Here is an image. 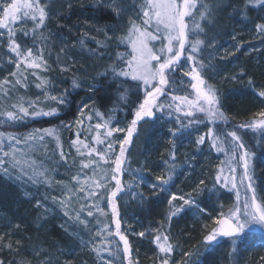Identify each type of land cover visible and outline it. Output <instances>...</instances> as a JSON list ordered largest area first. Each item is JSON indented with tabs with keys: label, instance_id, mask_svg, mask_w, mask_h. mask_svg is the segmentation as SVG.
Returning a JSON list of instances; mask_svg holds the SVG:
<instances>
[{
	"label": "rangeland",
	"instance_id": "rangeland-1",
	"mask_svg": "<svg viewBox=\"0 0 264 264\" xmlns=\"http://www.w3.org/2000/svg\"><path fill=\"white\" fill-rule=\"evenodd\" d=\"M94 1L98 0H41L42 4L50 6L51 16L46 22L47 27L43 29V38H41L40 31H37L35 44L38 45L39 49H43L48 65L47 69L43 67L31 69L25 68L23 65L17 69L13 62L15 54L7 48V30L0 29L4 32V35L0 37V113L14 111L12 106L22 101L25 107L28 106L29 101L37 102L34 104V110L48 111L52 108L66 107L67 105L61 106L49 100L46 93L59 95L66 89L69 91V83H72L73 79L77 80L79 87L86 89V87L91 86V82L98 73L108 69V66L117 59V52L128 53L131 51L126 44H118L115 40L109 42L107 47H99L96 40H103L104 34L98 32L97 29L109 26L113 30L108 32L109 35L120 36L126 33L130 26V19L137 24L141 22L139 17L142 16L140 10L142 0H122V6L126 11L120 17H115L110 12L107 5L110 4L111 0H104L100 4L105 12L112 14V21L105 22L99 19L95 12H91L89 18H87L88 16L79 18V23L76 26L75 24L66 26L69 35L59 31L58 25L62 24L61 15L69 9V3L72 5L71 8H75L90 5ZM199 2L207 3L210 0H199ZM219 3L228 5V0H219ZM198 11L194 10L197 17ZM222 12L219 11L215 14L216 23L207 28V37L193 34L190 39H205L209 43L212 40L215 41L212 47L204 46L197 58H202L205 64L211 62L212 66L208 68L205 76L207 81L213 82L219 88L223 87L229 90L232 86L244 87L247 84L248 76L242 74L244 64L249 63V59L264 56V38L257 35L248 24L236 25L224 20L221 16ZM2 15L3 13L0 11V17ZM189 23L191 24V20ZM10 27L18 33L21 29L33 28V23L31 20H25L15 25L10 24ZM84 33H87V36ZM29 36L32 40L34 39L31 33ZM81 39L85 40L84 46L78 43ZM154 46L159 49L161 43L154 42ZM61 49L64 51L61 52ZM91 50H95V54ZM128 58L130 57H125L126 60ZM188 64V62L186 64L181 60L180 68L176 74L186 85H188V81L191 84L190 78L183 76L184 71L190 70ZM63 69H67V71ZM14 71L23 72L27 75V81H22V83H26V87L15 83L16 78L10 76V73ZM33 72L36 75H32ZM37 76L47 81L45 87H36L40 83ZM233 76L235 79H232ZM6 79L9 83H3ZM258 87L263 89L261 84ZM84 105H88V108L84 109V124L81 128L76 121L80 116V109ZM252 105L250 110L255 115L264 110V97H258L252 102ZM93 108L95 105L91 101L81 103L74 121L69 123L72 126L67 127L69 124H66L65 127L57 130L56 135L59 140L56 136L45 135L42 142L28 141L27 143L16 144L7 139V136L0 138L3 153L18 150L15 154L17 159L22 161L20 165L13 168L11 157H5L3 154L2 160L5 163L0 164L1 176L19 191L28 212H39L45 220L56 225L69 242H72L68 247L54 241H42L39 237L25 250L23 245H18L16 242L12 243L9 235L0 231L2 264H107L108 260H111L112 264H129V261H125L122 252L123 242L114 235L115 225L112 223L111 207L106 198L107 192L102 193L104 198L99 201L100 207L104 210V215L95 211L92 217H87L86 212L81 214L82 218L89 221L87 227L66 216L59 203V200L65 199V194L69 188L75 193L69 199L71 216H75V210L79 209L81 203H92V201L84 199V193L76 191L80 187V183L73 180L72 177L79 176L81 183H83L86 177L93 176L94 170L89 168L81 171V157L76 148L72 146V140L76 139V133L80 131V139L92 144V138L96 135L95 124L101 123L90 111ZM89 115L93 116L91 121L87 119ZM156 115L159 117L158 119L145 120L138 126V133L134 135L125 153L127 163L123 174L120 176L123 189L115 199L121 220V231L130 242L132 264L157 263V255H160L157 246V249H153L149 255L146 248L142 247V241L154 244L152 242L153 237L158 233L170 234L172 237L174 251L169 257L170 264H182L183 261H188V264H201L203 256L215 246V242L210 246H205L202 243L203 237L212 228H218L219 225L216 224V220L226 217L229 209L237 203L236 193L233 189H227L223 186L225 177L221 173L223 157L213 154V148L208 139L200 145L196 144L197 138L207 133L206 126L197 128L190 125L174 136L172 130L179 128L180 125L160 112H157ZM34 117L37 116H28L22 120L12 121L8 120L6 116L0 115V126L20 127L29 123ZM130 121L122 120L113 123L111 126L126 129ZM34 130L36 129L13 136L24 141V138L33 133ZM153 130L156 131L157 140L162 141L164 150L160 152L159 157H155L154 160L156 161L151 164V169H149L146 167V158L144 159L145 146L151 145V148L155 146L151 144L152 137H150ZM0 132L3 131L0 130ZM3 133L7 134L6 132ZM125 134V132H118L114 133L112 137V140L116 141L113 144L116 154L120 152L118 141L122 140ZM96 147L103 150L106 145ZM61 150L65 153L64 159H61ZM259 151L260 155L264 157V134L259 140ZM173 152H175V160L170 158ZM93 158L95 159V157ZM84 159L87 160L86 155ZM114 159L115 156L113 155L111 160L114 161ZM226 159L229 160V155ZM99 163L100 174H102V170L107 169L110 180V170L114 164L111 161L108 164ZM254 163L252 165L255 177L254 186L257 195L264 203V179L259 177ZM169 165H174V171L172 181L167 186V192L153 194L150 185L157 183L156 176L167 175ZM5 168L8 169L7 175L4 172ZM25 171H27V175L24 174ZM40 171L45 172V177L36 175ZM218 174H221V183H216ZM226 177L228 176L226 175ZM200 180H204L205 184L202 186L203 191L195 198L204 211L201 212L199 208L194 206H186L184 211L168 221L166 217L169 211V195L176 193L178 196H184L191 192ZM228 183L227 186L232 187L231 182ZM114 188L115 182L113 181L109 191ZM241 188L243 187L239 188V195L242 201L245 199L244 192L246 195L247 192L245 191L246 188L244 191ZM151 199L156 201L155 210L157 213L149 215L147 220L142 212L147 208ZM37 201L41 202L39 207ZM181 203L180 200L175 201L176 206ZM222 214L224 215L222 216ZM104 225H109L113 232L112 236L107 237L108 240L112 241L111 255L108 251H93V248L100 247L101 241L104 239L97 235ZM140 232H146V235L140 237L137 235ZM8 244H11V248L6 246ZM217 248L218 261L211 264H264V229L254 225L251 230L247 231L246 235L242 234L235 244L231 238H223L218 242ZM185 252L193 254L188 258L185 257ZM141 258L145 260V263L141 261Z\"/></svg>",
	"mask_w": 264,
	"mask_h": 264
},
{
	"label": "snow or ice",
	"instance_id": "snow-or-ice-1",
	"mask_svg": "<svg viewBox=\"0 0 264 264\" xmlns=\"http://www.w3.org/2000/svg\"><path fill=\"white\" fill-rule=\"evenodd\" d=\"M99 3H103L104 0H98ZM255 3L260 6H264V0H246L245 8ZM110 12L115 17H120L124 14L126 9L122 6V0H111L107 5ZM235 7L234 5H221L219 0H210V2H199V0H142L140 10L142 16L139 17L140 23L137 24L134 20L129 21V27L126 33L115 36L109 35V31H113L109 26L104 28H98V32H103L104 39L96 40L99 47H107L108 43L115 40L118 44H126L130 47L131 51L128 53L117 52V59L108 66L110 69L113 80L122 79L120 88L123 91L119 92L118 100L123 102V109L127 110L135 102L129 101L127 96L131 91V86L124 87L129 81L135 82L134 87L136 92L132 93L139 98L141 92L143 93V99L135 105L132 111V119L129 122L126 129L120 127L111 126L114 123L113 112L119 111V106L106 112H100L98 109H91L90 111L98 117L102 123L95 124L96 135L92 138V144L86 142V140L80 139V131L76 133V139L72 140V146L76 148L77 153L81 157V171L84 169L92 168L94 170L92 177H86L81 183L79 176H73L72 179L80 183V187L76 190L84 193V199L86 201H92V203H81L78 210H75V216H71L69 210L70 196L75 195L71 188L68 189L65 194V199L59 200L61 208L64 210V214L74 219L75 221L88 226L89 221L86 218H82V213L86 212L87 217H92L94 211L100 215H104V210L100 207L99 201L103 199L102 193L107 192L108 204L111 207L112 223L115 225V236H118L120 241L123 242L124 259L130 260V242L127 236L121 231V220L119 216L118 208L115 204V199L118 193L123 189V182L120 176L125 170L127 163V157L125 155L128 146L131 144L133 137L138 133V126L145 120L158 119L157 112L163 113L167 110V114L171 116L173 110L182 114L185 118H191L188 120V124H183L180 116H177L176 122L180 125L179 128L173 129L172 134L175 136L177 132L189 127L192 124L199 123L200 121L195 119L196 113L204 114L210 123H216L218 121H227V117L222 109V102L219 93V89L209 84L205 78L207 70L211 67V62L205 64L202 58L198 59L199 53L203 50L204 46L212 47L215 43L212 40L210 43L205 39L191 40L190 36L204 35L207 37V28L212 27L216 23V13L219 11H225L227 7ZM71 9V3L68 4ZM194 10L198 11V17ZM0 11L3 15L0 17V29L7 30V48L11 53L15 54L14 63L17 69H20L23 65L25 68L31 69H47V61L44 57L43 49L37 50L35 47V37L37 31H40L41 38L43 29L47 27V21L51 16V9L49 5L42 4L41 0H0ZM243 14L244 10L241 9ZM25 20H31L33 28L29 30H20V35L10 27V24L15 25ZM191 20V24L189 23ZM63 27V25H58ZM256 30L264 34V23H257ZM29 33L32 34L33 45L31 47L24 43L21 39L27 38ZM4 35L3 31H0V37ZM87 36V33H84ZM95 39V37H93ZM154 42H160L161 47L155 48ZM81 46L85 45V40L78 41ZM64 49H61L63 52ZM95 54V50H91ZM186 55V60L190 65V70L184 71L183 76L189 77L191 84L190 87L194 93V98H189L188 95H174L168 91L169 87L176 84L175 75L180 68L182 58ZM130 57L125 62V57ZM122 65V66H121ZM106 69V73L108 71ZM67 71V69H63ZM246 75V71L242 70ZM32 75H36L35 72ZM10 76L15 77V83L26 87L27 75L23 72L14 71L10 73ZM101 78H106V74H101ZM40 83L36 85L37 88H43L46 86L47 81L41 79ZM235 79V76L232 77ZM3 83H9L6 79ZM183 83V81H181ZM249 83L252 81L249 79ZM73 87H79L76 79L72 80ZM111 87V85H109ZM96 85H91L89 91H98ZM260 97H264V90L258 92ZM49 100L56 102L58 105L71 104L68 97L70 93L66 89L59 95H48ZM168 96L170 102L165 104L161 103V97ZM37 102H28V106L25 107L23 101L17 105H13L14 111H6L0 113L4 115L8 120L17 121L22 120L28 116H55L58 112V108H52L48 111L43 109L34 110V104ZM88 105H84L80 109V116L77 118L76 123L83 127V113L84 109H87ZM256 117L259 119H253L250 123L241 124V128L252 129H264V110L256 113ZM92 115H89L87 119L91 121ZM118 123V121H115ZM69 124L67 127H71ZM125 132L124 138L119 140L120 145L119 154L115 153L113 144L116 142L112 140L114 133ZM56 128L36 129L33 133L28 134L24 141L17 139L12 134H5L0 132V138L7 136V139L14 141L16 144L21 142L27 143L28 141H40L42 142L45 135L56 136ZM230 138V140H229ZM208 139L211 140L213 148L220 152H227L229 154V173L231 177V185L233 189H237V177L236 168L233 167V163L238 160L240 166L243 169V173L240 176V186L246 187V192L251 193L249 198L247 195L241 206L239 191H237V203L229 209L225 218L216 220V224L220 227L212 228L204 237L202 243L205 246H210L217 241L218 237H229L235 244L242 234L246 235L248 230L252 229V226H259L264 229V203L261 202L260 197L257 195L255 184V177L252 167L253 152L247 148L243 139L237 134L236 131H229L223 134V136L217 134L213 129L209 128L207 134L201 135L197 138L196 144L200 145ZM111 141V142H110ZM99 145H106L101 150ZM86 150V153H85ZM0 151H3L0 148ZM16 151L4 152L5 157H11L13 161L12 167L16 168L22 163L17 159ZM61 159L65 158V153L61 150ZM85 155L87 160L84 159ZM115 156L114 161L111 160L112 156ZM95 157V159L93 158ZM175 160V152L170 157ZM111 161L114 167L111 168V179L109 180V172L107 169L102 170L100 174V163L108 164ZM4 160H0V164H4ZM26 163V161H24ZM35 163V162H33ZM31 167V165H30ZM174 165H169L167 175L156 176L157 183L150 185L153 194L167 192V186L170 184L173 178ZM223 170H221L222 173ZM5 174H8V169H4ZM27 175V171L24 172ZM40 177H45V172L40 171L36 173ZM31 178V177H30ZM229 177H224L223 186H227ZM115 182V188L110 189L111 182ZM245 181L247 184L245 185ZM35 182V181H34ZM216 183H221V174L216 177ZM205 184L204 180H200L199 184L192 189L191 192L184 196H178L176 193H171L168 197L169 211L166 219H171L185 210V207H197L201 212L204 211L200 208L196 196L203 191L202 186ZM25 195H28L25 193ZM143 198V194L141 193ZM55 200V198H54ZM180 200L182 203L176 206L175 201ZM41 204L37 201V206ZM224 214H222L223 216ZM17 230L20 229V225L15 226ZM98 236L103 237L99 248H93V251H108L111 255L112 241L107 237L112 236L113 232L109 225H104L97 233ZM137 235L144 237L146 232H140ZM159 250V264H170V255L174 251V245L172 243V237L170 234L158 233L153 237L152 241ZM19 245L20 242L17 241ZM11 248V244L6 245ZM193 253L185 252V257L190 258ZM39 255V253H37ZM2 264V262H0ZM107 264H112L111 260L107 261ZM182 264H188V261H183Z\"/></svg>",
	"mask_w": 264,
	"mask_h": 264
},
{
	"label": "trees",
	"instance_id": "trees-1",
	"mask_svg": "<svg viewBox=\"0 0 264 264\" xmlns=\"http://www.w3.org/2000/svg\"><path fill=\"white\" fill-rule=\"evenodd\" d=\"M246 0H228V5H234L235 7H227L225 11L221 13L222 18L224 20L233 22L236 25L248 24L250 28L255 31L257 35H260L264 38V34L259 33L256 30L257 23H264V6L257 5L255 3L249 4L245 8ZM241 9L244 10L243 14ZM91 12H95V15L99 17V19L108 22L113 20L112 14L109 12H105L98 1L92 2L90 5H83L78 6L75 8H71L66 10L60 18L63 27L59 30L66 35H69V31L67 30L66 26H75L79 23V18L83 16H88L89 18ZM20 35V31L17 33ZM24 40V43L31 47L33 45V40L30 36L27 38L21 37ZM37 50H39L38 45L35 44ZM124 49V48H123ZM186 64V55L185 58L182 59ZM126 62V59H125ZM189 65V64H188ZM122 66V65H121ZM190 66V65H189ZM243 70L246 71V75L248 76L247 84L244 87L232 86L229 90L225 88H219V93L222 102V111L225 113L227 117V121H218L216 123H210L209 119L202 113H196L195 119L199 120V123L192 124L197 128H201V126H206L207 129H213L214 132L223 136L224 133L229 131H236L237 134L243 139V142L247 146L249 150L253 152V160L252 165L254 163V167L258 171L259 177L264 179V157L260 155L259 151V140L260 137L264 134V129H252V128H241V124L250 123L253 119H259L256 117L255 113H253L250 108L253 106L252 102L257 100L258 92L260 90H264V56H258L252 59H249V63L244 64ZM178 73V71H177ZM176 73V74H177ZM101 74H106V78L102 79ZM243 75L244 72H242ZM175 77H177L175 75ZM122 79L113 80L111 76L110 69H108L107 73L106 70L103 72L98 73L91 85H96L98 87V91L91 92L89 91V87L86 89L81 87H73L72 83L70 84L69 93L70 96L68 99L70 100V106L67 105L66 107L58 108V112L55 116H37L31 119L29 123L21 125L20 127H3L0 126V130L6 132L7 134L12 135H19L20 133L26 132L27 130L31 129H45V128H59L65 127L66 124H69L74 121L76 114L79 109V105L83 102L91 101L95 105V109H98L100 112H106L107 110H112L119 106L120 110L113 112L114 116V123L115 121L121 122L129 121L132 119V111L135 108V105L138 104L143 99V93L141 92L139 98L132 93L136 92L134 87L135 82L129 81L128 84H125L124 87L131 86V91L129 92L127 99L129 101H134L135 103L128 108L127 110L123 109V102L118 100V95L120 91H123V88H120V84L122 83ZM249 79H251L252 83H249ZM176 84L169 87L168 91L172 92L174 95H188L189 98H194V93L192 89H190V83L188 81V85L184 82L181 83V79L179 76L175 78ZM209 84H213V82H208ZM261 84L263 89L258 87ZM111 85V87H109ZM170 98L168 96L161 97V103H169ZM166 117L172 118L176 121L177 116L179 115L183 124L187 125L188 120L191 118H185L182 114H178L173 110V114L169 116L167 114V110L163 113ZM98 118V117H97ZM99 119V118H98ZM100 120V119H99ZM101 121V120H100ZM102 123V121H101ZM179 125V124H178ZM188 128V127H187ZM207 130V132H208ZM207 134V133H206ZM150 137H152L151 145L148 151L144 156L146 160V167L151 169V164L154 163L156 160L155 157L160 155L164 149L162 148L163 144L162 141L159 139L157 140L156 131L153 130ZM230 140V138H229ZM210 146H212L211 140H209ZM0 148H2V144L0 143ZM213 148V146H212ZM165 152V151H164ZM213 154L220 155L223 157L224 161L222 164V175L226 177V175L230 177L229 173V165L227 163V152H220L213 148ZM3 151H0V160H2ZM233 167L236 168V177H237V189H233L232 187L226 186L227 189H233L237 196V191H240V176L243 173V169L240 166L238 160L233 163ZM151 171V170H150ZM231 180V179H230ZM228 180V182H231ZM229 184V183H228ZM247 181L245 182V185ZM246 187L241 188L243 191ZM246 191V189H245ZM244 196L246 193L244 192ZM247 196L250 198L251 193H247ZM243 199V194H242ZM243 201L240 199L241 206ZM263 203V201L261 200ZM25 202L22 198L19 191L14 187V185L9 184L4 177L0 174V231L4 232V234L9 235V239L11 242L14 243L17 241L20 242L19 245H23L25 250L27 249L28 245L40 237L42 241H54L58 244L65 245L70 247L72 242L70 243L67 240V237H64V233L54 224L50 223L49 221L45 220L42 215L35 211V212H28L24 206ZM156 201L150 200L148 203L147 208L142 212L145 219H149V215H153L157 213L155 207L157 205ZM157 209V208H156ZM16 225H20V229H16ZM192 234V233H191ZM223 238L218 237L217 241L214 243L215 246L213 249L207 251L206 255L203 256L201 264H211L218 261V248L217 244ZM66 241V242H65ZM70 243V244H69ZM76 244V243H74ZM72 245V247L74 246ZM142 247L146 248L148 251L147 254L150 255L153 249H157L156 245L152 244L151 242L148 243L146 241H142ZM1 256V255H0ZM159 257L157 255L156 264H159ZM2 258L0 257V262ZM141 261L145 263V260L141 258Z\"/></svg>",
	"mask_w": 264,
	"mask_h": 264
},
{
	"label": "bare ground",
	"instance_id": "bare-ground-1",
	"mask_svg": "<svg viewBox=\"0 0 264 264\" xmlns=\"http://www.w3.org/2000/svg\"><path fill=\"white\" fill-rule=\"evenodd\" d=\"M61 25H62V24H61ZM60 28H61V27H59V29H60ZM59 31H60V30H59ZM151 142H152V141H151ZM149 147H150V145H146V146H145V148H146L145 152L148 151V150H150V149H147V148H149ZM147 168H148V167H147Z\"/></svg>",
	"mask_w": 264,
	"mask_h": 264
},
{
	"label": "water",
	"instance_id": "water-1",
	"mask_svg": "<svg viewBox=\"0 0 264 264\" xmlns=\"http://www.w3.org/2000/svg\"><path fill=\"white\" fill-rule=\"evenodd\" d=\"M221 218H225V217H221ZM223 238H229V237H223ZM122 252H123V248H122ZM130 256H131V251H130ZM125 261H128V260H125Z\"/></svg>",
	"mask_w": 264,
	"mask_h": 264
},
{
	"label": "flooded vegetation",
	"instance_id": "flooded-vegetation-1",
	"mask_svg": "<svg viewBox=\"0 0 264 264\" xmlns=\"http://www.w3.org/2000/svg\"><path fill=\"white\" fill-rule=\"evenodd\" d=\"M218 227H220V225Z\"/></svg>",
	"mask_w": 264,
	"mask_h": 264
}]
</instances>
